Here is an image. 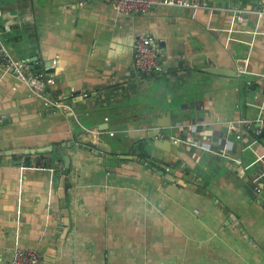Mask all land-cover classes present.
I'll return each mask as SVG.
<instances>
[{"label": "crops", "instance_id": "obj_1", "mask_svg": "<svg viewBox=\"0 0 264 264\" xmlns=\"http://www.w3.org/2000/svg\"><path fill=\"white\" fill-rule=\"evenodd\" d=\"M207 1L120 13L109 0H0L9 52L51 74L71 107L46 104L0 67V264L15 246L40 251L37 264H264V176L254 181L264 130L229 135L237 169L178 140H216L226 120L264 116L262 0ZM145 33L166 72L135 68ZM192 121L206 124L190 132ZM49 145L71 158L66 232L61 159L6 153Z\"/></svg>", "mask_w": 264, "mask_h": 264}, {"label": "built area", "instance_id": "obj_2", "mask_svg": "<svg viewBox=\"0 0 264 264\" xmlns=\"http://www.w3.org/2000/svg\"><path fill=\"white\" fill-rule=\"evenodd\" d=\"M116 11L120 13H142L146 12L157 5L166 6H180L189 7L195 10L198 9H210L212 8L207 0H109ZM255 13L258 16L264 15V0L261 5L256 8ZM134 61L135 68L144 73H163L167 71V68L159 60V49L153 42L152 37L148 34H139L134 38ZM247 61V59H244ZM246 62L239 67L242 72L246 71ZM0 67L4 72H10L21 79L31 92L44 100L46 104H51L54 107L61 109H69L70 104L53 93V87L55 79L51 74H43L36 72L31 68L30 63L24 58L13 57L9 52L7 46L4 44L0 37ZM198 124L203 126L206 122L192 121L187 124L190 132L195 131ZM225 135L219 136L217 139L193 138L192 136L179 137L178 140H182L185 143L190 144L193 147L214 152L229 159L232 165L237 169L240 165V157L234 155V141H240L243 139V133L246 131H252L255 136H259L264 130V116H258L255 118L239 117L225 121ZM233 133V140L229 135ZM256 139H252L242 145V149L250 147L255 143ZM218 145L220 148L218 149ZM216 146V147H215ZM264 176V170H262L258 176L254 179L257 182L258 177ZM256 191H260L261 187L255 185ZM41 256V252L37 249L30 247L15 246L12 250L11 259L2 264H37V260Z\"/></svg>", "mask_w": 264, "mask_h": 264}, {"label": "water", "instance_id": "obj_3", "mask_svg": "<svg viewBox=\"0 0 264 264\" xmlns=\"http://www.w3.org/2000/svg\"><path fill=\"white\" fill-rule=\"evenodd\" d=\"M38 72V71H37ZM88 144H92L88 142ZM62 145V144H61ZM61 145H56V146H46V147H42V148H38V149H32V148H12L6 151L7 154H12V153H17V154H28V153H34V152H51L55 157H58L61 159L62 163H63V172H62V176L60 179V183H61V187L59 188V195L61 197V214H62V222L65 225V232L67 229V225L69 223L68 221V209L66 207V203H65V199H64V192H63V185L66 179V176L69 174L70 172V167H71V158L70 155L68 153H66L62 148ZM100 147V146H99ZM168 150H171L173 153L180 155L181 157H183L184 159L185 156L183 155V153L178 149L177 146L172 145L169 148H166ZM64 233H62L63 236Z\"/></svg>", "mask_w": 264, "mask_h": 264}, {"label": "trees", "instance_id": "obj_4", "mask_svg": "<svg viewBox=\"0 0 264 264\" xmlns=\"http://www.w3.org/2000/svg\"><path fill=\"white\" fill-rule=\"evenodd\" d=\"M43 155V154H42Z\"/></svg>", "mask_w": 264, "mask_h": 264}]
</instances>
